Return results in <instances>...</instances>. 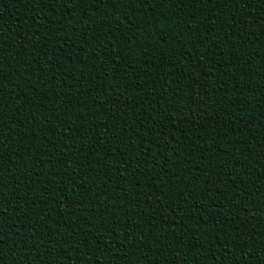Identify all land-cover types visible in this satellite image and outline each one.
I'll list each match as a JSON object with an SVG mask.
<instances>
[{
  "label": "trees",
  "instance_id": "trees-1",
  "mask_svg": "<svg viewBox=\"0 0 264 264\" xmlns=\"http://www.w3.org/2000/svg\"><path fill=\"white\" fill-rule=\"evenodd\" d=\"M3 264H264V0H0Z\"/></svg>",
  "mask_w": 264,
  "mask_h": 264
},
{
  "label": "snow or ice",
  "instance_id": "snow-or-ice-1",
  "mask_svg": "<svg viewBox=\"0 0 264 264\" xmlns=\"http://www.w3.org/2000/svg\"><path fill=\"white\" fill-rule=\"evenodd\" d=\"M0 264H3V259L2 258H0Z\"/></svg>",
  "mask_w": 264,
  "mask_h": 264
}]
</instances>
